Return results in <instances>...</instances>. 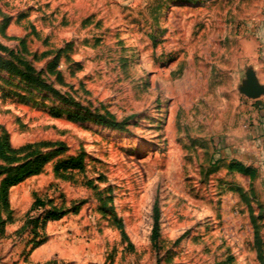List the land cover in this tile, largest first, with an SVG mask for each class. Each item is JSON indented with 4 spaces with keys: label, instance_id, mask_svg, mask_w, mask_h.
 <instances>
[{
    "label": "rangeland",
    "instance_id": "rangeland-1",
    "mask_svg": "<svg viewBox=\"0 0 264 264\" xmlns=\"http://www.w3.org/2000/svg\"><path fill=\"white\" fill-rule=\"evenodd\" d=\"M263 38L264 0H0V58L44 84L0 68V134L66 146L10 189L0 264H264V180L227 169Z\"/></svg>",
    "mask_w": 264,
    "mask_h": 264
},
{
    "label": "trees",
    "instance_id": "trees-1",
    "mask_svg": "<svg viewBox=\"0 0 264 264\" xmlns=\"http://www.w3.org/2000/svg\"><path fill=\"white\" fill-rule=\"evenodd\" d=\"M0 68L4 69L8 74L18 75L21 80L32 86H43V82L39 76L33 74V69L27 67L22 69L19 64L14 62L5 61L0 58ZM50 73L54 70L50 68ZM53 91V90H52ZM66 101V100H65ZM77 105V104H76ZM78 106V105H77ZM70 119L76 122L87 121L88 116L82 112H74L71 114ZM95 121L107 127L114 129H121L122 124L116 122L113 116L96 115ZM43 149H46L44 151ZM66 151V146L63 143L54 142H41L38 144H28L20 148L12 146L10 138L6 132L0 134V212L1 210L9 211V191L12 187L22 183L26 179L37 176L46 167V165L60 154ZM84 157L82 154L71 156L66 159L60 160L57 164L59 170H83ZM227 169L229 172H236L243 175L250 176L252 179L255 177V171L241 162L234 161L228 164ZM43 205L36 202L33 205ZM65 212L53 209L46 213L48 221H56L63 217ZM159 236L157 220L152 232V240L156 242Z\"/></svg>",
    "mask_w": 264,
    "mask_h": 264
},
{
    "label": "crops",
    "instance_id": "crops-1",
    "mask_svg": "<svg viewBox=\"0 0 264 264\" xmlns=\"http://www.w3.org/2000/svg\"><path fill=\"white\" fill-rule=\"evenodd\" d=\"M261 45L257 61L250 63L249 67L264 86V38ZM244 109L239 161L244 166L256 168L260 182L264 180V95L255 100L246 98Z\"/></svg>",
    "mask_w": 264,
    "mask_h": 264
},
{
    "label": "water",
    "instance_id": "water-1",
    "mask_svg": "<svg viewBox=\"0 0 264 264\" xmlns=\"http://www.w3.org/2000/svg\"><path fill=\"white\" fill-rule=\"evenodd\" d=\"M239 91L246 98L253 100L264 95V86L259 83L256 73L252 68L248 67L246 69L245 78L239 87Z\"/></svg>",
    "mask_w": 264,
    "mask_h": 264
}]
</instances>
